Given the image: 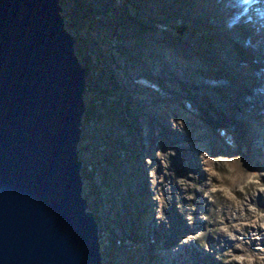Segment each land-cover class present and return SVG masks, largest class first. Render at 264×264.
<instances>
[{"label": "rangeland", "instance_id": "374dc122", "mask_svg": "<svg viewBox=\"0 0 264 264\" xmlns=\"http://www.w3.org/2000/svg\"><path fill=\"white\" fill-rule=\"evenodd\" d=\"M59 4L102 264H264V0Z\"/></svg>", "mask_w": 264, "mask_h": 264}, {"label": "water", "instance_id": "95a60500", "mask_svg": "<svg viewBox=\"0 0 264 264\" xmlns=\"http://www.w3.org/2000/svg\"><path fill=\"white\" fill-rule=\"evenodd\" d=\"M59 0H0V264H102L78 143L86 70Z\"/></svg>", "mask_w": 264, "mask_h": 264}, {"label": "bare ground", "instance_id": "6f19581e", "mask_svg": "<svg viewBox=\"0 0 264 264\" xmlns=\"http://www.w3.org/2000/svg\"><path fill=\"white\" fill-rule=\"evenodd\" d=\"M232 202V201H231ZM238 207V206H237ZM236 212H237V208H236V210H235ZM222 214H225L224 216H223V218H224V221H223V223H225V224H227L228 225V227L227 228H231L233 225H232V221H233V218H234V216H228V214L227 213H223L222 212ZM255 219V218H254ZM252 222H253V219H252V217H250V218H248V222L247 223H245V224H242V227H243V229H245V231L247 230V232L249 233V236H252L253 234H252V232L251 231H249L248 230V228H250V226H251V224H252ZM255 222V221H254ZM253 222V223H254ZM237 223V222H236ZM234 227V226H233ZM257 228V230H259L260 231V226H257L256 227ZM254 236V235H253ZM252 239V238H251ZM251 246V245H250ZM254 249V248H253ZM253 254H254V256H256V254H258V251H256V252H253Z\"/></svg>", "mask_w": 264, "mask_h": 264}]
</instances>
